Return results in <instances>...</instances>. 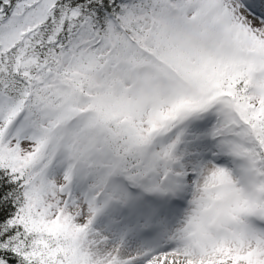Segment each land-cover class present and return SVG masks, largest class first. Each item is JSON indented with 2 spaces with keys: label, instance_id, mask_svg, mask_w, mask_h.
Returning a JSON list of instances; mask_svg holds the SVG:
<instances>
[{
  "label": "snow or ice",
  "instance_id": "obj_1",
  "mask_svg": "<svg viewBox=\"0 0 264 264\" xmlns=\"http://www.w3.org/2000/svg\"><path fill=\"white\" fill-rule=\"evenodd\" d=\"M0 264H264V0H0Z\"/></svg>",
  "mask_w": 264,
  "mask_h": 264
}]
</instances>
